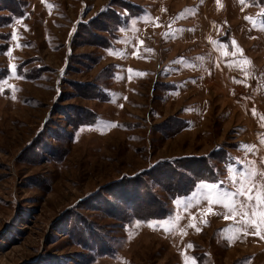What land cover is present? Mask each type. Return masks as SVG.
I'll list each match as a JSON object with an SVG mask.
<instances>
[{"label":"rangeland","instance_id":"obj_1","mask_svg":"<svg viewBox=\"0 0 264 264\" xmlns=\"http://www.w3.org/2000/svg\"><path fill=\"white\" fill-rule=\"evenodd\" d=\"M0 264H264V0H0Z\"/></svg>","mask_w":264,"mask_h":264},{"label":"snow or ice","instance_id":"obj_2","mask_svg":"<svg viewBox=\"0 0 264 264\" xmlns=\"http://www.w3.org/2000/svg\"><path fill=\"white\" fill-rule=\"evenodd\" d=\"M113 126H115V125H113ZM239 192H240L241 195H246L247 199L249 201L254 199L253 195L251 194L252 193V189L251 188H248L247 190H245L244 188H241V189H239ZM256 198L258 199V197H256Z\"/></svg>","mask_w":264,"mask_h":264}]
</instances>
